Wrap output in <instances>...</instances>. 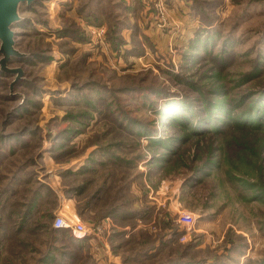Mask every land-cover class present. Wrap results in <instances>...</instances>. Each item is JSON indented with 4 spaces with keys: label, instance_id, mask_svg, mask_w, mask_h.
Wrapping results in <instances>:
<instances>
[{
    "label": "rangeland",
    "instance_id": "rangeland-1",
    "mask_svg": "<svg viewBox=\"0 0 264 264\" xmlns=\"http://www.w3.org/2000/svg\"><path fill=\"white\" fill-rule=\"evenodd\" d=\"M18 11L14 47L28 55L7 65L21 73L0 71V264H129L136 252L129 235L139 227L153 234L161 220L169 223L163 252L179 261L193 242L186 263L264 264V140L260 153L243 147L264 130L207 132L203 148L227 151L197 159L194 138L178 143L187 150L178 164L156 165L150 160L160 151L148 144L161 132L183 134L161 124L174 102L196 103L193 117L219 87L230 104L264 91V0H32ZM256 59L259 76L238 85ZM98 147L136 157L137 166L117 168L124 169L121 201L135 208L131 220L82 216L83 198L69 187L79 181L61 174L79 171ZM213 158L208 173L190 183L194 168ZM31 201L33 223L20 228L19 211ZM184 210L196 216L192 230L178 220ZM74 212L99 230L82 249L51 231L57 214ZM115 226L126 240L117 252ZM173 231L182 235L167 241Z\"/></svg>",
    "mask_w": 264,
    "mask_h": 264
},
{
    "label": "trees",
    "instance_id": "trees-1",
    "mask_svg": "<svg viewBox=\"0 0 264 264\" xmlns=\"http://www.w3.org/2000/svg\"><path fill=\"white\" fill-rule=\"evenodd\" d=\"M19 8V7H18ZM19 12V11H18ZM20 14V13H19ZM21 20V17L14 22L17 23ZM205 43H203L204 45ZM19 51V50H18ZM19 55H13L10 58L11 63L13 58L24 59L27 57V53L23 51H19ZM261 59H256L254 62V67L251 70L244 72V74L239 79L238 85H242L251 79L259 76L262 67H261ZM0 71L3 73H9L8 70H5L1 67ZM22 72V69L19 70ZM10 74V73H9ZM23 77V76H22ZM22 77L16 79L18 81L21 80ZM14 82V83H15ZM14 84H12L13 86ZM221 87L217 88L216 91H220L215 96L214 101L209 98L202 108L201 111H196L194 116L191 117V113H193V107L196 105L193 101L190 100H181L174 102L168 105L165 109L164 115L169 114V112L173 109L176 111H172V116L167 120V123L162 120L161 124L163 128L169 126V124L174 123V126H178L179 130L183 131V134H171L166 135V133L161 132L160 136H149L148 144L150 147H154L160 152L155 153L153 156V160L156 165H161L165 162L168 164L175 162L178 163L184 162L183 153L187 152L184 146L180 149L175 147L176 144H185L194 138L196 141V150L194 151V158H200L204 152H206L209 156H215L216 152L225 153L227 149L224 145H215L211 146L208 149L202 147L203 140L202 137L208 134L214 136H219L227 131V127L229 126H237L238 129L244 132H250L254 130V132L258 133L261 129L264 130V91H261L259 94L252 93L248 91L246 93L240 94V98L237 99V102L234 104H230L225 98V95L228 96V92H225ZM211 105L213 106L211 108ZM218 110L222 111L221 114H218ZM225 121V126H220L219 123ZM209 124V126H207ZM62 131V130H61ZM60 132V131H58ZM57 132V134H58ZM69 132L65 131L64 133ZM140 133H143L141 131ZM233 142H238L239 140L234 136H230ZM230 138V139H231ZM210 140V139H209ZM264 140V135L257 136L254 141L246 139L243 147L248 148L250 151L259 152L258 145H261ZM109 148L106 147H98L92 151V154L86 159L84 164L81 166L79 171H74L72 169H66L61 174L63 177H73L74 180H78L74 185H70L71 191L76 192L78 196H82V204L79 207V213L87 218L91 217V214L95 213V216L98 220L112 216L115 219L119 220V218L123 219H132V215L135 216V208H131V205L128 206L130 200L126 203L121 201L123 196L126 195L125 191V183L121 180L124 169L118 170V167H132L134 164L135 158L125 159L115 153H111ZM100 155L102 158H97ZM103 157H106L104 159ZM141 158V157H139ZM210 158V157H209ZM152 159V158H151ZM132 161V162H131ZM203 163L198 167L194 168L193 175L189 179V182L193 183L194 178H200L202 174H205L214 166L215 161L214 158L206 159L202 161ZM134 165H138V162ZM169 167V166H168ZM262 170V169H261ZM81 177V179H77ZM76 178V179H75ZM202 179V178H201ZM200 179V180H201ZM39 187L37 188L38 191ZM7 193V190L4 191ZM36 202H29L28 208L23 210L24 207H21V214L18 226L20 228H24L27 225H32L31 214H33V210ZM129 207V208H128ZM133 209V210H132ZM1 216V215H0ZM0 224H3L0 222ZM9 224V222H8ZM160 224H163V227L159 228L153 234H151L149 230L144 229L143 227H139L135 229L134 235H129L130 237L127 240L129 246H134L136 252L130 256L129 264H191L186 263L187 252L194 249L193 242L187 243L185 247H183V255H181L180 261L176 258H173V254L165 253L163 250H166V242H164L163 236L166 235L167 232L163 230L166 224H169L168 221H160ZM135 226V225H133ZM2 229L0 225V230ZM7 229V228H5ZM51 231L55 234H65L67 235L68 241L70 245L68 247H75L76 249H82L89 245L91 241L88 236L77 238L74 235H70L71 233L66 228L52 227ZM137 232V233H136ZM70 233V234H69ZM140 235V236H139ZM182 234L177 231H173V233L168 235L167 241L170 238L175 236L179 237ZM125 233L115 226L113 228L112 233V250L117 252V249L124 248L126 244V240L121 241V237L124 238ZM157 237H160V241L155 243ZM141 240V242H140ZM84 241V242H83ZM139 244V245H138ZM62 248V247H56ZM162 248V249H161ZM127 261V260H126ZM146 262V263H145ZM202 263H208L206 260L201 261ZM210 264H219L217 261H211ZM93 264V263H91Z\"/></svg>",
    "mask_w": 264,
    "mask_h": 264
},
{
    "label": "water",
    "instance_id": "water-1",
    "mask_svg": "<svg viewBox=\"0 0 264 264\" xmlns=\"http://www.w3.org/2000/svg\"><path fill=\"white\" fill-rule=\"evenodd\" d=\"M25 1L30 3L32 0H0V53L3 55L0 64L3 69L8 71L16 72V70H20V68L11 69L7 65L13 55L20 54L14 47L15 31L12 27L14 22L20 18L18 7L20 3Z\"/></svg>",
    "mask_w": 264,
    "mask_h": 264
},
{
    "label": "built area",
    "instance_id": "built-area-1",
    "mask_svg": "<svg viewBox=\"0 0 264 264\" xmlns=\"http://www.w3.org/2000/svg\"><path fill=\"white\" fill-rule=\"evenodd\" d=\"M178 220L187 230H192L196 223V216L192 212L184 210L179 213ZM54 226L68 228L71 230V233L78 238L88 236V238L92 239L99 231H95L90 226L86 225L76 212L72 214H57L54 219Z\"/></svg>",
    "mask_w": 264,
    "mask_h": 264
},
{
    "label": "crops",
    "instance_id": "crops-1",
    "mask_svg": "<svg viewBox=\"0 0 264 264\" xmlns=\"http://www.w3.org/2000/svg\"><path fill=\"white\" fill-rule=\"evenodd\" d=\"M90 239V238H89Z\"/></svg>",
    "mask_w": 264,
    "mask_h": 264
}]
</instances>
